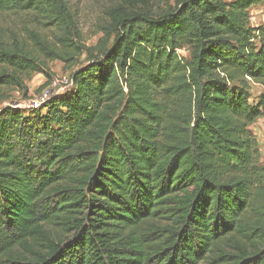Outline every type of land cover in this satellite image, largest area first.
I'll use <instances>...</instances> for the list:
<instances>
[{"label": "trees", "instance_id": "obj_1", "mask_svg": "<svg viewBox=\"0 0 264 264\" xmlns=\"http://www.w3.org/2000/svg\"><path fill=\"white\" fill-rule=\"evenodd\" d=\"M151 3L90 46L69 0H0L27 24L0 25V92L85 57L0 108V264H264V0Z\"/></svg>", "mask_w": 264, "mask_h": 264}, {"label": "rangeland", "instance_id": "obj_2", "mask_svg": "<svg viewBox=\"0 0 264 264\" xmlns=\"http://www.w3.org/2000/svg\"><path fill=\"white\" fill-rule=\"evenodd\" d=\"M121 0H69V3L77 14L83 39L86 44L95 45L102 33L98 32L104 21V10L109 6L118 4ZM231 1V0H227ZM175 0H153L154 6H166L167 3L173 4ZM252 26L264 25V4L254 5L249 9ZM25 18L19 15L3 14L0 15V25L9 30V33L19 31L27 26ZM18 33V32H15ZM183 55H187L186 51H181ZM85 63V57L80 61L79 65ZM79 65L68 67L65 63L57 60L50 63L48 74H34L26 82V88L14 90L7 88L0 92V108L5 105H14L22 108L26 103L39 100L44 96H51L64 93L71 87V72L78 68ZM264 88L260 85H254L252 88V97L256 98ZM47 93V94H46ZM5 96V98L3 97ZM23 109V108H22ZM259 139L263 142L261 131H259ZM264 157V152H263Z\"/></svg>", "mask_w": 264, "mask_h": 264}, {"label": "built area", "instance_id": "obj_3", "mask_svg": "<svg viewBox=\"0 0 264 264\" xmlns=\"http://www.w3.org/2000/svg\"><path fill=\"white\" fill-rule=\"evenodd\" d=\"M44 95L45 94H43V96H41V98L39 100H33V101L26 103L22 108L23 109H29V108L39 107V105L42 103V101L49 97L47 95L46 96H44ZM259 131H261L262 138L264 140V116L259 121ZM263 152H264V150H263Z\"/></svg>", "mask_w": 264, "mask_h": 264}, {"label": "crops", "instance_id": "obj_4", "mask_svg": "<svg viewBox=\"0 0 264 264\" xmlns=\"http://www.w3.org/2000/svg\"><path fill=\"white\" fill-rule=\"evenodd\" d=\"M263 139V138H262ZM264 158V157H263Z\"/></svg>", "mask_w": 264, "mask_h": 264}]
</instances>
